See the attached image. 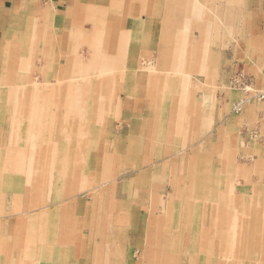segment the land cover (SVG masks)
<instances>
[{"label": "rangeland", "instance_id": "rangeland-1", "mask_svg": "<svg viewBox=\"0 0 264 264\" xmlns=\"http://www.w3.org/2000/svg\"><path fill=\"white\" fill-rule=\"evenodd\" d=\"M248 1L257 7V0ZM226 26L210 41L213 52L227 39L221 52L229 59L219 75L212 74L207 104L214 109L222 95L233 97L227 119L239 118L252 104L263 110L257 127H240L236 142L227 133L222 146L183 143L175 135L173 143L169 111L158 114L157 134L148 129L161 141L138 144L139 130L131 124L140 117L128 116L134 104L121 93L126 84L139 90L143 82L123 75L125 80L114 65L107 63L90 80L46 81L42 76L53 65H43L44 58L0 52V264H264V88L243 71L262 58L248 57L239 45L241 25ZM194 47L196 56L202 54L197 40ZM179 56L181 51L174 58ZM201 69L197 63L148 64L142 74L153 80L137 94L170 108L179 97L187 100L181 96L187 89L205 88ZM188 70L201 80L180 86L190 78ZM210 116L213 135L223 118ZM192 130L188 141L196 140ZM201 147L211 158L203 163V193L194 199L187 173ZM172 162L179 168L171 169ZM172 183L178 190L170 191Z\"/></svg>", "mask_w": 264, "mask_h": 264}, {"label": "crops", "instance_id": "crops-1", "mask_svg": "<svg viewBox=\"0 0 264 264\" xmlns=\"http://www.w3.org/2000/svg\"><path fill=\"white\" fill-rule=\"evenodd\" d=\"M260 1H262L261 4ZM242 2L243 0H0V52L2 56L5 55V51L11 52L13 58L16 56L24 58L25 55L27 58L30 55L44 58L43 65H53V72H44V77L42 76V79L46 81L90 80L97 78L100 69L107 63L114 65L115 71L124 70L122 76L128 77L130 82L139 80L145 83L144 86L139 84V90L134 83L126 84L125 90L123 88L121 93L124 101L134 104L129 103L132 108L129 109L128 116L140 117V120L131 124L134 129L139 130L138 144L141 145L143 141L148 148L158 143L153 141L158 140L156 134L161 118L158 114L169 111L170 129L173 130L169 137L172 142L175 135L178 139L184 138L186 141H182L183 143L206 145L210 142L219 143L222 146L223 143L225 144L227 133L236 142L235 131L237 132L240 127L250 129L257 127L259 114L263 110V106L252 104L244 109L239 118L227 119L233 97L230 99L227 95H222L223 103L221 102V105H217L214 109L207 104L213 97L207 89L213 81L215 82L214 76L218 74L219 69L224 70V65L229 59L228 55L221 52V49H227V39L224 38V42L217 46L219 50L213 52L210 51L212 47L209 41L212 40L213 34L217 36L226 33V24L241 25L242 38L239 45L246 50L248 57L252 56V59H255V55L257 58L260 55L262 58V62L258 59H250L252 67L249 65L243 71L250 80L255 82L257 88H264V0H257L256 8L255 4L250 5L248 0ZM228 4L233 5L234 8L230 9ZM18 7H21L20 11ZM210 25L215 29L211 30ZM243 25L244 29H242ZM196 40L199 50L202 51V54L197 52V56L194 47ZM179 48L181 49L179 58L182 60L174 58V54L180 51ZM19 49L23 50L20 54L15 51ZM209 59H212V63ZM196 63L202 65L203 73L201 74L205 73L203 82L208 81V83H204L206 86L201 92L194 88L187 89L186 94L181 95L187 97V100L178 96L176 103L168 108L167 105L159 104L157 99L153 100L151 96L145 101L141 93L137 94L147 86V82L153 80L150 75L147 77L142 74L141 69L146 65L173 66ZM190 73V70L186 72L187 75ZM206 75L209 76L208 80ZM187 77L190 78L181 79L180 86L185 87L192 79L193 81L201 80L191 75ZM153 85L156 86V83ZM193 85L197 86L196 83ZM196 98L204 103L197 102ZM211 113H215L217 118L221 116L223 118L215 126L213 135L210 131ZM153 127L156 134L150 133L148 136V129L151 131ZM191 128L197 136L194 137L196 140L188 141L191 137ZM128 144L136 145L137 142L128 139ZM198 151L202 154L198 153L197 157L193 158L190 164L193 166V171L187 173L190 184L186 188L192 192L194 199L197 196L196 193L198 196L203 193L198 191V187L205 185L207 181L205 177H201L205 176L206 172L203 168V160L211 158L205 148L201 147ZM173 163H171V169L179 168L177 163ZM199 178L204 179L202 183L199 182L201 181ZM211 178L214 179L211 183L215 186L218 178L215 172L212 173ZM175 190L178 189H175L172 183L170 191ZM211 192H218V189H213ZM204 197L202 199L208 198Z\"/></svg>", "mask_w": 264, "mask_h": 264}, {"label": "bare ground", "instance_id": "bare-ground-1", "mask_svg": "<svg viewBox=\"0 0 264 264\" xmlns=\"http://www.w3.org/2000/svg\"><path fill=\"white\" fill-rule=\"evenodd\" d=\"M195 1V0H194ZM206 1V0H205ZM20 2V1H19ZM203 2V1H202ZM163 3V2H162ZM200 3V2H199ZM187 4V3H186ZM189 4V3H188ZM206 4V3H205ZM207 5V4H206ZM187 6V5H186ZM185 6V7H186ZM194 6V5H193ZM22 7H24V6H22ZM43 7V6H42ZM219 7V6H218ZM15 8V7H14ZM19 8H21V7H18V9ZM216 8V7H215ZM17 9V10H18ZM26 9V8H25ZM21 9H19V11H20ZM24 10V9H23ZM44 10V9H43ZM49 10V9H48ZM50 11V10H49ZM173 11H175V10H173ZM188 11V10H187ZM215 12V11H214ZM220 12V11H219ZM174 13V12H173ZM185 13V12H184ZM187 14H188V12H187ZM185 15V14H184ZM187 16H189V15H187ZM185 17H186V15H185ZM114 18V17H113ZM175 18V17H174ZM184 19V18H183ZM30 20V19H29ZM203 20V19H202ZM31 21V20H30ZM28 22V21H27ZM26 22V23H27ZM169 22V21H168ZM190 22V21H189ZM26 23H25V25H26ZM29 24V23H28ZM164 24H165V22H164ZM168 24V23H167ZM184 24V23H183ZM171 26V25H170ZM189 26V25H188ZM202 26V25H201ZM211 26V25H210ZM28 27V26H27ZM204 27V26H203ZM182 28H184V27H182ZM189 28V27H188ZM206 28V27H205ZM27 29V28H26ZM214 29H215V27H214ZM168 30V29H167ZM179 30V29H178ZM181 30V29H180ZM179 30V31H180ZM183 30V29H182ZM100 31V30H99ZM218 31V30H217ZM168 32V31H167ZM166 32V33H167ZM182 32V31H181ZM176 33V32H175ZM179 33V32H178ZM212 33V32H211ZM215 33V32H214ZM37 34V33H36ZM21 35V34H20ZM26 35V34H25ZM24 35V36H25ZM170 35V34H169ZM171 35H172V33H171ZM179 35V34H178ZM212 35V34H211ZM215 35V34H214ZM217 35V34H216ZM177 36V35H176ZM20 37V36H19ZM170 37V36H169ZM213 37H215V36H213ZM39 39V38H38ZM102 39V38H101ZM175 39V38H174ZM182 39H184V38H182ZM213 39V38H212ZM29 40V39H28ZM127 40V39H126ZM168 40V39H167ZM24 41V40H23ZM173 41H175V40H173ZM16 42H18V40L16 41ZM178 42V41H177ZM205 42V41H204ZM210 42V41H209ZM212 42V41H211ZM179 43V42H178ZM190 43V42H189ZM165 44V43H164ZM114 45V44H113ZM186 45V44H185ZM189 45V44H188ZM20 46V45H19ZM109 46V45H108ZM190 47V46H189ZM103 48V47H102ZM109 48V47H108ZM183 48V47H182ZM180 49V48H179ZM189 50V49H188ZM180 51H181V49H180ZM101 52V51H100ZM164 52V51H163ZM169 52V51H168ZM168 52H166V54L168 55ZM179 52V51H178ZM97 53V52H96ZM108 53V52H107ZM165 53V52H164ZM170 53V52H169ZM188 53H189V51H188ZM101 54V53H100ZM184 54V53H183ZM213 54V53H212ZM127 55V54H126ZM163 55V54H162ZM166 55V56H167ZM179 55V54H178ZM177 55V56H178ZM174 56H175V54H174ZM214 56V55H213ZM169 57V56H168ZM206 57V56H205ZM219 57V56H218ZM217 57V58H218ZM170 58V57H169ZM173 59V58H172ZM175 60V59H174ZM173 60V61H174ZM171 61V60H170ZM177 61V60H176ZM175 61V62H176ZM18 62V61H17ZM185 62V61H184ZM126 64V63H125ZM169 67V66H168ZM142 68V67H141ZM169 68H171V67H169ZM22 81V80H21ZM35 81V80H34ZM43 95V94H42ZM32 97V96H31ZM24 98V97H23ZM31 102V101H30ZM23 104V103H22ZM48 112V111H47ZM141 124V123H140ZM20 126V125H19ZM19 129V128H18ZM197 160V159H196ZM201 160V159H200ZM203 160V159H202ZM35 161V160H34ZM207 161V160H206ZM200 162V161H199ZM203 162H205L204 160H203ZM29 164V163H28ZM35 164V163H34ZM201 166V165H200ZM27 167V166H26ZM29 167V166H28ZM197 167V166H196ZM194 168H195V166H194ZM204 168V167H203ZM206 169V168H205ZM26 170V169H25ZM192 171V170H191ZM35 173V172H34ZM120 177V176H119ZM204 180V179H203ZM203 180H202V182H203ZM201 183V182H200ZM182 184V183H181ZM181 184H179V185H181ZM188 184H190V183H188ZM198 184V183H197ZM182 186V185H181ZM189 187V186H188ZM178 188H180V187H178ZM185 188V187H184ZM205 198V197H204ZM157 203V202H156ZM157 207H159V206H157ZM192 209H196V207H194V208H192ZM93 217V216H92ZM91 217V218H92ZM121 218V217H120ZM124 219V218H123ZM91 220V219H90ZM225 220V219H224ZM93 221V220H92ZM92 221H90V222H92ZM187 221V220H186ZM116 222V221H115ZM93 226H94V224L92 223V225H91V223H90V225H88L87 226V228L88 227H90V231H94L93 230ZM123 226V225H122ZM112 227V226H111ZM110 227V228H111ZM118 227V226H117ZM85 229H86V227L84 226V225H81V231H82V234H84V231H85ZM169 229V228H168ZM90 231H89V233H90ZM116 231H118V230H116ZM161 233V232H160ZM117 234V233H116ZM157 235V234H156ZM117 236V235H116ZM65 237V236H64ZM111 237V236H110ZM113 237H115V236H113ZM91 238V237H90ZM121 238V237H120ZM149 238V237H148ZM66 239V238H65ZM112 239V238H111ZM158 239V238H157ZM63 240V239H62ZM104 240V239H103ZM117 240V239H116ZM63 242V241H62ZM112 242V241H111ZM115 242V241H114ZM113 242V243H114ZM118 242V241H117ZM110 245V244H109ZM169 245V244H168ZM113 246V245H112ZM116 246V245H115ZM212 246V245H211ZM86 247H87V245H86ZM108 247V246H107ZM115 248V247H114ZM121 248V247H120ZM108 249V248H107ZM119 249V248H118ZM80 251L82 252V254H83V252L85 253L86 252V250L84 249V251H82L81 249H80ZM113 250H111V251H109V252H112ZM120 251V250H119ZM108 253V252H107ZM116 253H117V251H116ZM117 255H118V253H117ZM121 255V254H120ZM117 257V256H116ZM114 261V260H113ZM115 262V261H114ZM117 262V261H116ZM115 262V263H116ZM119 262V261H118ZM113 264V263H112Z\"/></svg>", "mask_w": 264, "mask_h": 264}, {"label": "built area", "instance_id": "built-area-1", "mask_svg": "<svg viewBox=\"0 0 264 264\" xmlns=\"http://www.w3.org/2000/svg\"><path fill=\"white\" fill-rule=\"evenodd\" d=\"M260 97H261L262 100H264V92L261 93V96Z\"/></svg>", "mask_w": 264, "mask_h": 264}]
</instances>
